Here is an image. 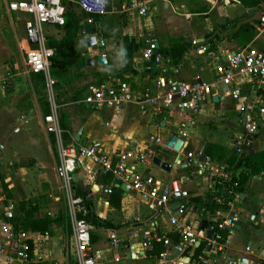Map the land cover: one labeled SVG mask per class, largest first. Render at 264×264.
Listing matches in <instances>:
<instances>
[{
	"label": "crops",
	"instance_id": "crops-1",
	"mask_svg": "<svg viewBox=\"0 0 264 264\" xmlns=\"http://www.w3.org/2000/svg\"><path fill=\"white\" fill-rule=\"evenodd\" d=\"M107 1L105 14L98 18L85 14L77 6L67 4V0H63L82 25V34L74 39V56L79 54L77 56L79 61L85 62L84 66L82 64L80 66L92 72L94 76L104 69L115 70L116 76H120L129 85L136 100L143 92L157 95L162 90L155 79L158 71L154 76H150L149 71L144 68L143 53L147 40L158 43L159 54L160 47H169L176 41L186 43L188 50L181 63L173 67L161 56L162 70H159L162 77L183 81H191L194 78L206 82L215 80L216 74L220 71L219 67L225 64L226 56L241 48L254 47L264 52V28H258V21L264 15V0H260L256 6L243 5L240 0H153L149 3L148 14L143 19L130 7L132 0ZM201 9L206 10L203 17H199L202 14ZM211 13H214L215 21L211 20ZM171 14L172 18L178 21L175 27L172 24L167 26V23H171L168 22ZM152 15L154 20L151 19ZM228 19L251 24L254 28L252 38L243 43L247 37L244 33H239L236 38H224L214 46L203 43L217 25L224 24ZM86 22H91L94 26L96 43L92 46L85 43L83 24ZM160 27L164 28V34L158 32ZM43 30L47 40H58L64 35V26L45 25ZM124 40L136 45V50L123 47ZM193 40L195 44L191 43ZM98 41H102V44H98ZM200 45L205 46V50H201ZM100 54L106 59L104 64H98L96 61ZM86 58L92 59L90 65L86 64ZM116 78L118 77L103 82L120 81ZM234 87L240 92L239 101L250 103L256 93H260L256 79L236 72L232 84L214 89L190 119L184 118L177 107L161 113L154 112L150 107L141 110L135 102L117 110L109 107L93 108L80 102L82 92L79 98L74 100L79 106L78 114L81 118L74 128L73 123L69 124L67 133L71 140L66 143L94 146L99 152L107 154L112 164L116 163L119 156L126 155V164L132 170L149 174L161 184L177 181L187 192L185 219L198 228L206 222L205 228L209 229L216 210L227 212L228 197L223 185L228 183L229 185L226 184L228 187L240 174H245L247 179L244 190L240 191L242 197L233 203V210L239 214V220L233 228L221 233L226 235L220 238L224 249L219 256L218 264H264V175L262 172L251 173L243 161L234 166V160L238 159L239 155L233 151L232 140L234 134L241 131L239 105L230 94V89ZM88 109L89 113H86L85 110ZM182 121L186 124L182 130L185 140L178 152L147 139L148 135L160 141L168 139L172 134L177 135L178 124ZM79 129H81L79 140L75 142L74 135ZM5 131L6 124L0 123L1 137ZM22 131L25 137L33 138L32 127L23 126ZM42 141L40 142L48 146L46 139ZM137 151L145 155L142 161L136 159ZM260 151H264V116L261 118L258 133L247 142L243 154L251 155ZM5 152L6 150L3 151V155ZM189 154L191 158L188 157ZM153 156L175 166L165 171L151 162ZM58 162L59 160L56 164L50 159L48 164L54 167V179L57 188L62 191L55 169ZM200 162L205 165L202 171L198 168ZM121 184L124 183L115 181L108 173L96 170L86 159H82L74 171L75 193L78 194L76 192L78 187L87 189L86 199L90 201L93 213L117 226L113 230L122 239L120 247L113 248L107 236L108 229L112 228L92 223V248L105 264H156L158 256L151 253L156 242H152L147 248L142 247L146 234L152 233L178 246L182 245L181 254L190 259L206 249L203 239L193 248L183 244L179 237L171 232L168 222L170 214L164 207H159L161 212L156 216L159 208L155 211L149 210L141 196L129 187L123 191L120 188ZM217 185H220V188H217ZM113 187L120 191H112ZM220 192L224 194L223 199L218 197ZM62 193L65 196L63 191ZM177 199L178 195H172L170 203L174 204ZM210 202L215 206L210 208L208 205ZM49 218L52 225L44 231L25 229L21 225L17 230L13 227L18 248L20 245L29 246L27 257L20 260L17 252L12 254L4 247L0 251V264H62V240H59L61 230L50 237L42 235V232L47 233L57 222H60L58 226L61 227L62 221ZM66 220L71 226L68 210ZM18 231L21 232V238H18ZM68 232L70 234V230ZM69 234L67 235L65 229L66 242L71 238ZM46 244L50 250L41 254ZM165 250L167 252L168 246H164ZM115 258L118 261H115Z\"/></svg>",
	"mask_w": 264,
	"mask_h": 264
},
{
	"label": "built area",
	"instance_id": "built-area-1",
	"mask_svg": "<svg viewBox=\"0 0 264 264\" xmlns=\"http://www.w3.org/2000/svg\"><path fill=\"white\" fill-rule=\"evenodd\" d=\"M153 0H132L130 7L137 11L142 19L147 16L149 3ZM87 15L101 17L107 9V0H67ZM63 0H11L8 4L9 11L26 17L23 23L26 49V66L31 73H41L49 91H52L55 80L49 76V62L53 55V48L48 46L44 33V26L51 25L62 27L65 24L66 5ZM258 28H264V15L260 17ZM195 44V40L192 41ZM155 41L147 40V46L143 53L145 70L158 71L157 85L162 88L157 95L143 92L136 100L133 91L124 81L111 83L100 82L88 84L82 95L81 103L93 108L109 107L117 110L130 103H137L139 109L150 107L154 112H168L177 107L184 118L190 119L218 86H230L236 72L248 76L257 81V89L260 93L255 95L250 103L239 101V90L231 88V96L238 102L241 112V131L234 134L232 140L233 151L237 155H243L247 142L258 133L261 118L264 116V52L254 47L241 48L226 56L225 64L219 67L216 79L206 82L199 78L191 81L175 80L162 77L161 55L155 52ZM205 50V46H199ZM164 88V89H163ZM52 93V92H51ZM44 123L48 132L52 133L59 150V162L56 167L57 177L61 189L67 199L68 217L71 223L72 236L75 245V259L78 264H105L97 251L92 248L91 231L92 222L89 220V208L84 197L75 193L74 171L82 159H86L96 170L108 173L117 181L127 184L129 189L135 191L145 201L147 208L151 211L164 207L170 214L169 225L171 232L176 234L181 242L189 247H195L198 239H203L206 249L196 254L188 262L178 259H167L166 250L158 255L156 264H218L219 256L224 246L220 242L221 233L231 229L239 220V214L233 210V203L242 197L237 190V183L233 181L230 186L224 185L227 194V212L218 209L214 213L212 225L209 229H200L192 222L186 221L187 192L183 190L177 181L169 184H161L149 174H141L132 170L126 164V155L117 158L115 164L110 162L107 154L99 152L94 146H86L78 143L64 144L63 131L57 119L55 108L44 116ZM184 121L178 124L177 136L183 135ZM188 157L191 158L189 154ZM145 155L137 151L136 159L142 161ZM204 163L198 164L199 171L204 169ZM178 195V199L171 204V196ZM11 216L10 213H5ZM4 232L3 244L0 243V251L8 248L9 242L16 237L8 224L1 223ZM210 230L209 238H206ZM107 236L113 248H119L122 242L120 236L113 229H108ZM152 242H162L168 245V240L156 233L146 234L142 247L147 248ZM5 243V244H4ZM27 246H21L17 252L20 260L27 257ZM118 261L117 258L114 259Z\"/></svg>",
	"mask_w": 264,
	"mask_h": 264
},
{
	"label": "rangeland",
	"instance_id": "rangeland-1",
	"mask_svg": "<svg viewBox=\"0 0 264 264\" xmlns=\"http://www.w3.org/2000/svg\"><path fill=\"white\" fill-rule=\"evenodd\" d=\"M10 1L0 0V123L6 124V131L0 136V230L1 223L5 222L15 233L12 228L16 219L26 215H48L54 220L62 221L63 228L58 226L60 222H54L50 231L39 233L50 237L61 230L62 237L59 240H62V264H76L72 230L66 220V199L57 188L54 167L48 164L50 159L57 164L59 150L52 133L47 131L43 118L54 107L59 123H73L74 128L81 118L78 114L79 106L74 100L79 98L84 86L101 80L108 81L101 78L108 69L98 71L94 76L80 66L77 55L73 54L65 71V78L60 79L52 74L49 62V76L55 80L52 91H49L44 77L38 80L27 69V45L23 27L26 17L9 11ZM200 11L202 14L199 17H203L206 10ZM172 16L171 14L168 20L171 23H167V26L175 27L178 21ZM210 16L212 21L216 20L214 13ZM151 19L154 20V15ZM164 31L163 27L158 29L161 34ZM23 126L32 127L33 138L24 136ZM39 139H46L49 148ZM5 213H10L11 216ZM65 229L67 235L69 230L71 234L67 242ZM17 234L21 238V232L18 231ZM3 236L4 232H0L1 244ZM16 238L9 242L7 248L12 254L21 249V245L18 248ZM43 249L41 254L50 250L47 244Z\"/></svg>",
	"mask_w": 264,
	"mask_h": 264
},
{
	"label": "trees",
	"instance_id": "trees-1",
	"mask_svg": "<svg viewBox=\"0 0 264 264\" xmlns=\"http://www.w3.org/2000/svg\"><path fill=\"white\" fill-rule=\"evenodd\" d=\"M243 5H253L256 6L259 4L260 0H240ZM249 2V3H246ZM80 20L75 16L73 12L69 10V5H66V12H65V24H64V35L58 39V40H52L48 39L47 44L48 46L53 48V55L50 58L51 62V72L53 75H55L57 78L64 79L65 78V71L67 69V66L70 64V59L74 54L75 47H74V39L82 34V25L79 23ZM259 23V21H258ZM254 31V28L251 24L246 22H237L232 19H228L224 24H219L214 28L210 36L203 41V43H208L211 46H214L216 42L221 41L224 38H236L239 33H244V36L247 38L243 43H247L252 38V33ZM249 34V36H248ZM190 43V41H189ZM192 43V41H191ZM188 50V46H186V43L181 42H173L170 44L169 47H160V55L163 57V59L172 65L173 67H176L179 65L182 61V58L186 51ZM77 56L79 54H76ZM81 64L84 66L85 62L84 60L80 61ZM156 71H149L150 76H154ZM34 78L38 80H42V74L41 73H31ZM114 77H118L116 79H119L120 81H123L120 76H116V71L111 70L107 71L103 74L101 78H106L108 80H112ZM114 79V81L116 80ZM103 82L98 81L97 83ZM86 113H89V109L85 110ZM60 126L63 130V139L65 142H70L71 138L69 134L67 133V130L69 129V125L66 124L64 121L60 122ZM52 141L53 138H52ZM239 158L234 160V166H237L240 164L241 161H243L244 165L249 167L251 170V173L256 174L262 172L264 175V151H260L251 155H239ZM247 176L245 174H240L238 179L236 180L237 183V190L243 191L244 190V184L246 182ZM232 182V181H231ZM229 185L228 183H225V185ZM224 186V185H223ZM217 188H220V185L216 186ZM87 189H82L81 187L77 188V193L84 197L85 200H87ZM112 191H120L117 187H113ZM218 197L224 198L223 193H218ZM88 208H89V220L94 224L102 225L108 228L115 229L117 226L114 224H111L110 222H107L105 220L100 219L97 217L92 209L90 201H86ZM210 208L214 207V203L208 204ZM21 225L25 229H31V230H40L44 231L51 227L52 220L47 216H38V215H26L24 218H17L14 227L15 230H17L18 226ZM167 235V234H166ZM226 235L225 233L221 236L224 237ZM165 237V236H164ZM167 237V236H166ZM173 240V239H172ZM224 241V240H222ZM151 253L154 256H158L159 253L164 251V246L161 242H156L152 246Z\"/></svg>",
	"mask_w": 264,
	"mask_h": 264
},
{
	"label": "water",
	"instance_id": "water-1",
	"mask_svg": "<svg viewBox=\"0 0 264 264\" xmlns=\"http://www.w3.org/2000/svg\"><path fill=\"white\" fill-rule=\"evenodd\" d=\"M94 31V26L91 22H86L83 24V34L86 36L85 37V43L87 46H92L96 43V37L93 34ZM98 44H102V41H98ZM123 47H127L128 49L132 48L133 50H136V45H132L131 43H129L127 40L123 41ZM132 46V47H131ZM155 52L159 53L158 50V43L155 42ZM96 61L98 64H104L106 62V59L104 57V55L100 54L97 56ZM92 63V59L91 58H86V64L90 65ZM81 133V129H79L75 135H74V141L77 142L79 140V136ZM147 139L154 142V143H158L161 147H166L169 149H172L175 152H178L180 149V146L182 145L183 141L185 140V136L184 135H175L172 134L168 139L166 140H159L156 137H153L151 135L147 136ZM177 161V159L175 160V162ZM151 162L157 166H159L161 169L165 170V171H169L171 166L174 167V165H170L167 162L161 161L160 158H158L157 156H153L151 158ZM120 188L123 191L128 190V186L126 184H121ZM161 212V208H159V210L156 213V216L158 214H160ZM206 226V222H203V224L201 225V229L205 228ZM211 231L208 230L207 231V238L210 237ZM200 243V239H198L196 246H198V244ZM168 250L166 252V258L167 259H178V260H182L184 262H188L190 260L189 257H185L181 254L182 251V245L178 246L176 244H174L173 242H168ZM243 262V260H241Z\"/></svg>",
	"mask_w": 264,
	"mask_h": 264
}]
</instances>
